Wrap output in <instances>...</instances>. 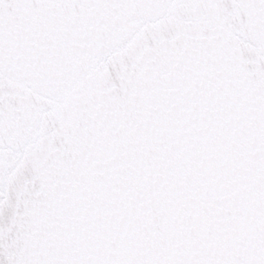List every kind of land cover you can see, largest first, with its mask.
Instances as JSON below:
<instances>
[{
	"label": "snow or ice",
	"instance_id": "6c2138e0",
	"mask_svg": "<svg viewBox=\"0 0 264 264\" xmlns=\"http://www.w3.org/2000/svg\"><path fill=\"white\" fill-rule=\"evenodd\" d=\"M0 264H264V0H0Z\"/></svg>",
	"mask_w": 264,
	"mask_h": 264
}]
</instances>
